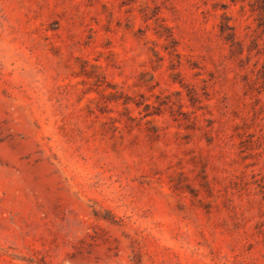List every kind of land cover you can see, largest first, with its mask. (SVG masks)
Segmentation results:
<instances>
[{
	"label": "rangeland",
	"instance_id": "374dc122",
	"mask_svg": "<svg viewBox=\"0 0 264 264\" xmlns=\"http://www.w3.org/2000/svg\"><path fill=\"white\" fill-rule=\"evenodd\" d=\"M0 264H264L260 0H0Z\"/></svg>",
	"mask_w": 264,
	"mask_h": 264
},
{
	"label": "trees",
	"instance_id": "16d2710c",
	"mask_svg": "<svg viewBox=\"0 0 264 264\" xmlns=\"http://www.w3.org/2000/svg\"><path fill=\"white\" fill-rule=\"evenodd\" d=\"M261 1V3H262V7H263V9H264V0H260Z\"/></svg>",
	"mask_w": 264,
	"mask_h": 264
}]
</instances>
